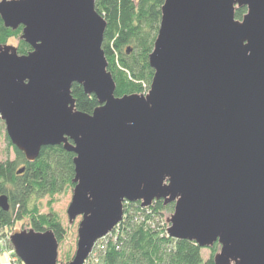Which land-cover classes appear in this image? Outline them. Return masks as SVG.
Here are the masks:
<instances>
[{
  "label": "water",
  "instance_id": "95a60500",
  "mask_svg": "<svg viewBox=\"0 0 264 264\" xmlns=\"http://www.w3.org/2000/svg\"><path fill=\"white\" fill-rule=\"evenodd\" d=\"M0 18L31 48L0 43L8 139L29 163L45 146L74 154L66 215L79 222L66 264L85 263L125 203L157 200L173 204L169 237L217 243L215 264H264V0H164L149 89L123 96L94 0H1ZM74 83L96 97L91 113L77 110ZM9 241L23 264H61L51 229Z\"/></svg>",
  "mask_w": 264,
  "mask_h": 264
},
{
  "label": "trees",
  "instance_id": "16d2710c",
  "mask_svg": "<svg viewBox=\"0 0 264 264\" xmlns=\"http://www.w3.org/2000/svg\"><path fill=\"white\" fill-rule=\"evenodd\" d=\"M163 3L164 0H94L96 11L106 22L101 48L115 83V96L148 91L153 76L148 56L159 29ZM245 12V8H240L235 17L241 19ZM21 30V26L16 30L5 27L0 18V43L20 38ZM18 43V54L31 51L23 40ZM71 95L79 111L91 113L98 106L96 97L84 93L76 83ZM2 123L0 120V132ZM5 137L14 157L0 161V196L5 195L9 205L7 211L0 208V229L27 218L35 231L51 229L57 241H62L66 229L51 209L40 212L39 201L46 196L53 198L68 187L73 189L74 154L61 145L45 146L29 163L6 133ZM21 168L24 171L18 174ZM162 211H173V204L164 205L161 200L148 207H142L140 202L125 203L121 222L106 236L105 243L96 242L94 250L103 243L97 258L89 257L84 264H215L213 257L219 245L215 243L204 260L203 248L193 241L171 238L159 226L160 218L154 217H160Z\"/></svg>",
  "mask_w": 264,
  "mask_h": 264
},
{
  "label": "rangeland",
  "instance_id": "374dc122",
  "mask_svg": "<svg viewBox=\"0 0 264 264\" xmlns=\"http://www.w3.org/2000/svg\"><path fill=\"white\" fill-rule=\"evenodd\" d=\"M1 1V0H0ZM20 38H13L10 39L7 44L12 45L17 48L18 41ZM2 122V121H1ZM3 124V123H2ZM4 127V125H3ZM14 152L12 147L8 144L6 137H5V129L2 128L0 132V161H4L6 159H13ZM72 196V187H68L64 191L59 194L50 197H44L39 201L40 204V212L41 213H48L51 209L54 213L57 214L58 218L60 219L63 227L66 229V233L62 239V241L58 242V257L57 261L61 264H66L69 262L75 252L76 249V241H77V224L79 222V217L76 218L73 223L68 222V218L66 215L67 207L70 203ZM173 211H162L161 216L155 215V218H160L158 220L159 226L163 227L165 230L167 229L168 225L166 220ZM29 221L27 218L22 219L20 221L14 222L11 227L1 228L0 229V264H23L20 259L14 254L13 248L10 244L9 237L13 233L19 232L20 230H28L30 229ZM115 229V228H114ZM113 229V230H114ZM107 234L106 236H109ZM104 236L100 240L106 242L107 238ZM113 236V235H112ZM106 239V240H105ZM99 241V240H98ZM102 243V244H103ZM102 244L99 246L98 250H92L89 257L97 258L99 255V249H103ZM211 248H203L202 249V256L203 259H207L210 255ZM88 257V258H89Z\"/></svg>",
  "mask_w": 264,
  "mask_h": 264
}]
</instances>
